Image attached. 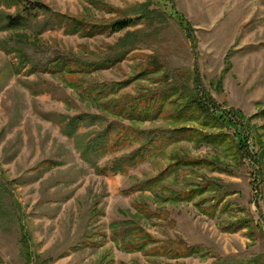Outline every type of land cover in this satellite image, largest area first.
<instances>
[{
	"label": "rangeland",
	"instance_id": "1",
	"mask_svg": "<svg viewBox=\"0 0 264 264\" xmlns=\"http://www.w3.org/2000/svg\"><path fill=\"white\" fill-rule=\"evenodd\" d=\"M34 5L43 9L27 24L6 29L7 15L26 16ZM121 18L137 24L110 31ZM57 58L65 69L52 68ZM89 86L107 87L99 103L82 94ZM173 89L209 95L231 124L164 113L127 120L101 104ZM84 114L104 119L84 120L69 135L68 122ZM108 124L141 138L83 156L79 149ZM180 127L196 131L125 173L109 170ZM260 146L264 0H0V264H264ZM178 158L198 163L171 166ZM198 186L207 189L190 192ZM126 229L150 236L145 250L171 241L198 251L176 259L135 251Z\"/></svg>",
	"mask_w": 264,
	"mask_h": 264
},
{
	"label": "trees",
	"instance_id": "2",
	"mask_svg": "<svg viewBox=\"0 0 264 264\" xmlns=\"http://www.w3.org/2000/svg\"><path fill=\"white\" fill-rule=\"evenodd\" d=\"M36 9H43L42 6L34 5L31 8H25L26 16H20V15H7L6 16V29H15L24 26L25 24L30 21L31 13H33V10ZM173 17H175V12L170 10L169 12ZM74 30H78L79 28V22L73 21ZM137 24V19L132 18H121L118 20L113 21L109 25V29L112 32H118L122 30H126L130 27H133ZM69 64L67 61H65L63 58H57L54 61L51 62L52 68L54 70L58 69H65ZM75 67V66H71ZM77 69L82 68H91L90 65L86 64H76ZM122 87H124V84H116L115 89L119 90ZM106 86H102L101 88H98L97 90H92V87L89 86L88 88H82V94L87 95V97L93 98V101H97L98 103L102 99L101 93L106 89ZM91 91V93H90ZM159 99H155V96L153 97H130L128 100L126 99L123 102L121 101H105L101 102L102 105H104V108L106 111H108L111 115H114L118 118L127 119V120H146L150 119L152 116L156 115H162L163 116H169L170 118H174L181 122H193L198 123L200 126H209L212 127L216 125V123H221L224 121L225 124L230 125L231 122H229L227 119H225L224 116H221L219 113H214L217 104L214 102V100L207 94L204 96L202 94H199L198 92L196 94H184L183 91L173 89L172 92L169 93H163L159 94ZM240 117L243 118L241 113H238ZM103 116L92 114V115H80L73 117L67 124L66 130H68V134L72 135L75 128L82 122V121H90L92 124L100 123L102 121ZM194 128L189 127H180L175 128L169 131L162 132V134L158 137L150 138L148 141H145L141 146L137 147L130 153L124 155L123 157L118 158L114 161L110 171L113 172H120L125 173L128 171L129 168L136 166L139 164L142 160H144L146 157L150 156L153 152H151L153 149L162 148L171 144H174L180 140L187 139L188 137H191L195 133ZM197 134L200 137L201 133L197 132ZM217 140H220V136H214ZM141 138L140 134H137L134 131H130L127 128L116 126L114 124H108L102 127V129L95 132L94 136L91 137L86 144L80 148L81 153L84 155L88 153H97V154H105L107 152H110L109 150L113 147L115 149H118L121 145L119 142H124L127 144L138 142ZM202 139V138H201ZM217 140H211L212 142H216ZM241 139H236V145L240 146ZM259 143V142H258ZM124 146V145H123ZM263 147L264 146H260ZM262 148V149H263ZM261 149V153H262ZM264 151V149H263ZM261 155V154H260ZM258 157V156H257ZM195 163H198L194 160H185L182 158H178L175 161L172 162L171 166H178V165H194ZM162 174L159 175V177L147 180L143 183H141L137 189L138 190H145L150 188L152 182H158ZM207 189V188H206ZM203 188V186H198L195 189H192L190 192L194 194H199L206 190ZM189 194L188 199L191 198L192 194ZM187 196V195H186ZM238 226L242 225L240 221L236 223ZM128 232V235L132 233V237H135L131 240L130 246L132 250L135 251H141L145 250L147 245L149 244L148 241L150 240V236L142 232L141 230H135V229H126ZM125 233L127 234V232ZM182 244V243H181ZM145 251L147 253L154 255V256H167L170 259H176L178 257H185L192 255L193 253L197 252L198 249L195 247H189L186 245L183 246H176L175 242H168L163 243L161 245H154L151 248H147ZM170 264V263H169ZM177 264V263H175ZM215 264H226V263H215Z\"/></svg>",
	"mask_w": 264,
	"mask_h": 264
}]
</instances>
